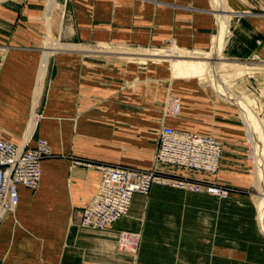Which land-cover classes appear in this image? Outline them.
Segmentation results:
<instances>
[{"label": "crops", "instance_id": "0c3cea01", "mask_svg": "<svg viewBox=\"0 0 264 264\" xmlns=\"http://www.w3.org/2000/svg\"><path fill=\"white\" fill-rule=\"evenodd\" d=\"M214 4L213 0H0V139L28 148L44 139L56 157L41 163L39 188L19 187L17 207L0 219V264H115L113 259L124 264L119 255L136 260L139 243L135 254L122 249L121 239L124 234L140 239L132 232L142 198L161 187H154L149 197L135 196L130 215L114 230L94 234L103 231L83 230L80 209L97 193L102 176L72 166L71 159L153 169L162 127L213 135L224 146L215 176L165 166L236 189L228 200L194 194L204 199L203 208L197 210V247L207 248L211 263L264 264L259 216L254 217L252 199L243 192L256 185L257 165L241 110L225 102L205 80L173 79L170 69L153 64H119L116 60L121 57L91 48L173 47L208 55L218 36ZM227 4L237 21L224 59L245 69V89L251 93L245 96L257 111L261 106L264 121V0H227ZM252 66L254 73L249 72ZM235 79L228 81L233 91L230 81ZM161 83L164 90L158 101L155 92ZM172 98L181 105L177 116L165 114Z\"/></svg>", "mask_w": 264, "mask_h": 264}, {"label": "rangeland", "instance_id": "374dc122", "mask_svg": "<svg viewBox=\"0 0 264 264\" xmlns=\"http://www.w3.org/2000/svg\"><path fill=\"white\" fill-rule=\"evenodd\" d=\"M220 2H222L221 5H223L224 7V12H226L224 15L227 16V20H228V34L226 37V52L229 46V42L231 41V31L234 28V25L237 21L236 18H234L230 12H229V6L227 4V0H221ZM215 7V11H216V15L218 14V8L216 6V4H214ZM67 11L65 9L64 11V15L63 18L64 20L67 19ZM67 27V23L63 24V28ZM63 30V29H62ZM218 32H219V21H218ZM215 44L213 46V49L211 51V53H209L208 55H202V54H195L193 52L190 53H182L180 52L178 49H172L173 47H165L163 49H156V50H140V49H132V48H123V47H95L92 46L91 48L95 51H101L102 54L105 55H113L114 57H121V59H117L116 63H140L141 65H148V64H153V65H158V66H163V67H167L168 69H170V73L173 79H180V78H184V79H202L205 80V78H207V75H209V73H207L206 70V66L208 65H204L203 69L201 67V71L197 74H192V77L189 78L188 77V72L189 69L187 66L183 67L182 69H177L175 68V66L173 65L172 60H182V61H189V60H195V59H189V58H197V59H203V61H209L212 55V53L215 51ZM172 49V50H171ZM158 50H163V51H158ZM170 52V53H168ZM209 52V51H208ZM226 52L224 54V57L226 55ZM100 54V53H98ZM128 54H131L130 56H128ZM133 54H136V56H134ZM170 55V57L166 58L164 57L165 55ZM172 56L177 58H172ZM129 57V58H128ZM199 59V60H200ZM222 65H220V68L218 69V75H219V79L222 83H224V85L226 86V88L230 89L233 93H238L240 95L241 98L248 100L250 106L252 108H254L256 110V114L259 118L260 121H262V123L264 124L263 121V115L261 112V106L258 104V111L255 107V104L253 102V100L245 95H250L251 93H249L248 91L246 92L245 89V81L248 80V76L245 75V69L241 68L237 65H235L232 62L226 61L225 59H223L221 61ZM246 67V64L244 65ZM251 70H249V72H256L257 70L255 68L250 67ZM253 68V69H252ZM244 75V76H243ZM250 76L255 77V75H252V73H250ZM231 78H237L234 81H230L231 85H233L234 89L237 91H233L231 86L229 85L228 81ZM252 80H254L252 78ZM162 82V81H161ZM159 83V82H158ZM162 84V83H161ZM163 86V84H162ZM164 88H158L157 91L155 92V98L158 101H162V92H163ZM235 93V94H236ZM237 95V94H236ZM244 95V96H243ZM255 98V96H254ZM176 100V98H172L170 99L166 110L169 111V113H166V115H172V116H176L174 114H172L170 112V108L173 104V101ZM240 109V108H239ZM241 110V109H240ZM260 114V115H259ZM262 118H261V117ZM242 122V121H241ZM245 122V121H244ZM163 128V127H162ZM161 128V129H162ZM158 132V149L160 146V131ZM211 137L216 138L213 135H209ZM40 140H44V139H39L37 140L35 146L33 148H35L38 144V142ZM46 141V140H45ZM248 143V140H246V144ZM222 144V149H223V153H224V146L223 143ZM49 145V144H48ZM50 148V146H49ZM157 149V151H158ZM51 152V153H50ZM156 154V153H155ZM248 155L249 157L251 156V150L248 147ZM253 155L254 151H253ZM55 155L52 153L51 148L50 151L47 155L46 158H44L42 160V162L44 160H51V159H55ZM222 158H223V154H222ZM222 158H221V165H220V169L222 166ZM155 159V158H154ZM88 163L91 164L93 166H99V165H111V166H123V167H129L130 166H125V165H118V164H111V163H103V162H96V161H91V160H87V159H78V158H72L71 159V165L74 167H80L86 170H94L97 171L98 173H100L101 171H99L96 167H86V166H82V165H76V163ZM255 162V159H254ZM167 166V165H166ZM249 166L250 169L252 170V173L254 174V169L255 166L252 165L251 160L249 158ZM170 167V166H168ZM131 168H135V169H139V170H143V171H155L157 173L163 174V175H171V176H176L179 178H188L192 181H197L200 183H208V184H213L216 185L218 187H222L225 189L229 190V197L232 194V192H236V189H233L231 187H227V186H223V185H219L216 183H211L205 180H196L192 177H189L185 174H180V173H176L175 171H171L169 168L167 170H165L167 167H165V164H161L157 161H155V167L153 169H142V168H136V167H131ZM219 169V171H220ZM179 170L184 171L186 173H192L195 171H187L183 168H179ZM219 171L216 174H211V176H215L219 173ZM195 173H200V172H195ZM257 173V171H256ZM200 174H205V173H200ZM101 175V173H100ZM258 176V177H257ZM255 179H256V185L250 186L247 189H243V192L245 194H247L246 196L249 199H252V207L254 209V217H255V213L257 214V217L259 216V210H258V205L256 207L258 198L260 197V194H264V182L262 183L258 173L255 174ZM154 187H161L159 189L158 193H154L149 197L148 196H143V197H149V198H142L143 200V204L140 207V211H139V217H138V222L137 224H135V230L132 233H138L140 235V239H139V247H138V253L136 252L137 247L135 248V254H136V260L135 258L132 259L128 256H121L119 255V258L121 259L120 261L124 264H133V261H136L137 264H228V263H223L221 261H219L218 263H211V259L208 256V252H207V248L206 247H201L198 248L197 247V210L198 208H203L204 206V199L203 197L194 195V194H198L195 192H190V191H186V190H181V189H177L174 187H170L168 185H155ZM153 187V188H154ZM152 188V189H153ZM239 190V189H238ZM152 191V190H151ZM188 193H193V194H188ZM95 196V195H94ZM93 196V198H94ZM141 196V195H139ZM228 197V199H229ZM93 198L91 199L90 203L85 207V208H81L80 209V226L83 230H86L82 227V215L84 213V210L91 204ZM213 198V197H211ZM256 198V199H255ZM215 200H220V199H216L213 198ZM226 199V200H228ZM137 204H140V202L138 201ZM130 213V211H129ZM130 215V214H129ZM125 218V217H123ZM122 218V219H123ZM121 219V220H122ZM126 219V218H125ZM123 219V220H125ZM119 220L117 223H120ZM115 223L112 227L113 229H111L110 231L115 229L116 224ZM257 224L260 228L261 234L264 236L263 231L261 230V227L259 225V222L257 220ZM111 227V228H112ZM103 232H94V234H99V235H103L105 234ZM118 238H121V235H116ZM136 237V236H134ZM119 247V243L116 242V249L118 250ZM134 254V255H135ZM204 260L202 263H200L198 261V259L200 260ZM113 261L116 264V260L113 259ZM120 264V263H119Z\"/></svg>", "mask_w": 264, "mask_h": 264}, {"label": "built area", "instance_id": "2783aa9c", "mask_svg": "<svg viewBox=\"0 0 264 264\" xmlns=\"http://www.w3.org/2000/svg\"><path fill=\"white\" fill-rule=\"evenodd\" d=\"M176 99L170 108L178 114ZM50 151L47 141L40 140L35 148L20 146L0 139V218L19 202V187L36 190L41 178V163ZM222 144L214 137L175 131L163 127L156 161L170 167L206 174H216L221 165ZM101 171V183L91 204L82 215V227L102 231L126 217L133 198L148 196L155 185H168L181 190L226 200L229 190L188 178L163 175L155 171L111 165L93 166L76 163Z\"/></svg>", "mask_w": 264, "mask_h": 264}, {"label": "bare ground", "instance_id": "6f19581e", "mask_svg": "<svg viewBox=\"0 0 264 264\" xmlns=\"http://www.w3.org/2000/svg\"><path fill=\"white\" fill-rule=\"evenodd\" d=\"M213 1L218 8L217 17L219 21V32H218V36L215 37L214 39V43L216 44H215V51L211 55L212 58H210L208 62L205 60L203 61V59H200V58H199L200 60L197 58H189V59H195V60H189V61L172 60V62L175 68L177 69L178 68L182 69L183 67L187 66L189 69V72L187 73L189 78L192 77V74L199 73L201 71V67L203 69L204 65H208L205 68L207 70V73H209V75H207V78H205V81L208 83L209 87L213 91H215V93L219 97L225 100V102H229L241 109V112L244 116L245 123L248 126L249 131L248 130L247 131L249 132L248 137L251 143L252 151H255V156L253 155V159H256L257 173L263 183L264 182V124L262 123V121L259 120L256 114V110L250 106L249 104L250 101L248 102V100L246 99H243L239 96H235V93L227 89L224 86V83H222L219 79L218 69L220 68V65H222L221 61L224 59V54L226 52L225 44H226V37L228 34V20H227V16L224 15L226 12H224L223 10L224 7L223 5H221L222 4V2H220L221 0H213ZM164 57L169 58L170 55L168 54V55H165ZM172 58H177V56L176 57L172 56ZM179 112H180V109H179ZM178 114H175V115L177 116ZM155 161H156V158H155ZM169 168H176V167H169ZM40 172H41V168H40ZM207 175H211V174H207ZM40 183H41V178H40ZM40 183H39V186H40ZM39 186L37 187V189L39 188ZM36 190H31V191H36ZM17 205L11 211H13L17 207ZM257 205H258V210H259V223L264 232V194H260V197L258 198V201H257ZM11 211L5 212L4 215H2V217H4L7 213ZM109 228H106L102 231H106ZM88 230H95V229H88ZM121 240H122L121 242L122 249L128 252H134L139 242V236L134 237L128 234H124V237H122Z\"/></svg>", "mask_w": 264, "mask_h": 264}]
</instances>
